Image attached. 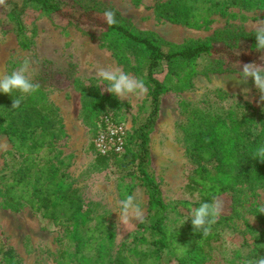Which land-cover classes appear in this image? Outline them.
<instances>
[{"label":"rangeland","instance_id":"374dc122","mask_svg":"<svg viewBox=\"0 0 264 264\" xmlns=\"http://www.w3.org/2000/svg\"><path fill=\"white\" fill-rule=\"evenodd\" d=\"M155 1L141 0L134 5L129 0H61L69 12L97 9L92 15L95 22L113 16L163 44L205 41L221 31L264 36V10L233 8L229 11L233 16L214 15L207 26L191 29L156 19L151 10ZM8 2L3 11L0 9V87L7 82L23 83L28 92L17 99L19 104L46 102L55 109L64 134L55 149L56 161L61 160L86 218L91 221L95 215L103 216L107 260L117 254L135 260L132 252L145 248L144 233L137 228L140 222L146 223L145 192L136 182L133 162L127 159L120 166L109 162L103 170H96L89 144L95 131L94 115L106 108L115 109L124 122L132 120L133 127L142 122L148 111L146 88L95 37L21 0ZM12 10L20 16L29 40L27 49L18 47L4 18L3 12ZM85 28L96 30L92 25ZM245 52L242 48L232 56L238 58ZM242 56L234 61L229 58V71L222 73H204L206 58L200 57L189 85L160 98L148 134V168L166 206L164 226L168 229L195 218L180 203L196 201L182 192V186L187 173L202 165L186 152L190 140L185 139L197 123L235 104L249 107L264 119V76L249 75L246 70L254 67L244 59L249 55ZM257 65L264 68V55L257 58ZM162 77L156 75L158 80ZM260 127L264 129V123ZM9 151L8 138L0 134V174L6 170ZM205 211L204 228L216 237L208 248L211 264H264V186L241 182L226 189ZM64 233L25 206L16 212L2 208L0 185V264H64L58 250V239ZM65 255L70 264L86 262L89 256L77 258L72 244ZM159 258V264H176L169 252L160 253Z\"/></svg>","mask_w":264,"mask_h":264},{"label":"trees","instance_id":"16d2710c","mask_svg":"<svg viewBox=\"0 0 264 264\" xmlns=\"http://www.w3.org/2000/svg\"><path fill=\"white\" fill-rule=\"evenodd\" d=\"M21 1L98 39L111 51L116 62L131 70L145 86L147 114L135 127L132 120L129 122L123 151L100 156L91 142L102 114L111 113L116 121H125L113 108L94 115L95 131L89 144L95 156L93 167L96 170H103L109 162L116 166L126 159L133 162L136 182L146 195V223L137 225L144 233L145 248L137 254L132 252L136 255L135 260L120 254L107 260V244L103 241L107 231L103 216L95 215L91 221L86 218V210L68 183L61 160L56 161V146L64 138L61 121L49 103L25 101L19 104L17 99L28 92L19 82H7L0 87V134L10 142V151L5 155L6 170L0 174L2 208L16 212L25 206L40 219L62 228L65 233L58 239V250L64 264H70L65 255L70 244L75 248L77 258L89 255L86 262L80 260L77 264H101L99 261L107 264H159V255L163 252H169L176 264H211L208 248L216 237L204 228L205 209L226 189L241 182L264 186V129H259L264 119L249 107L235 104L197 123L196 129L185 139L190 140L186 152L193 162L202 165L187 173L182 186V192L194 196L196 201L180 203L195 218L171 229L164 226L166 206L149 173L148 134L157 117L161 96L188 86L189 80L197 74L195 64L200 57L206 58L204 73H222L229 71V58L234 61L242 55H249L244 59L255 69L246 70L248 74L264 76V68L256 67L257 58L264 55V36L221 31L205 41L175 46L140 33L113 16L99 24L92 16L98 12L94 8L69 12L61 0ZM129 1L134 5L141 2ZM8 3V0H0V9L3 11ZM233 8L262 11L264 0H156L151 10L156 19L200 29L207 26L214 15L233 16L229 12ZM3 15L17 38L18 47L27 49L29 40L23 32L19 14L12 10L3 12ZM85 25H92L96 30L90 31ZM163 45L168 46L167 50H163ZM242 48L246 52L238 58L233 57ZM160 74L163 77L158 80L156 75ZM101 99L107 101L105 97Z\"/></svg>","mask_w":264,"mask_h":264},{"label":"built area","instance_id":"2783aa9c","mask_svg":"<svg viewBox=\"0 0 264 264\" xmlns=\"http://www.w3.org/2000/svg\"><path fill=\"white\" fill-rule=\"evenodd\" d=\"M129 129V121L118 122L111 113L102 114L99 118V128L91 141L94 151L100 156L120 154Z\"/></svg>","mask_w":264,"mask_h":264}]
</instances>
